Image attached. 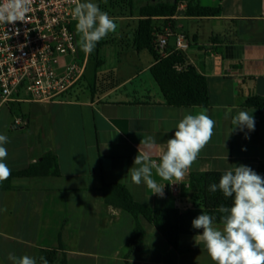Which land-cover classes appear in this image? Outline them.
<instances>
[{"label":"crops","instance_id":"1","mask_svg":"<svg viewBox=\"0 0 264 264\" xmlns=\"http://www.w3.org/2000/svg\"><path fill=\"white\" fill-rule=\"evenodd\" d=\"M200 2L220 7L221 15L187 16L184 3L175 16L154 22L160 33L170 26L187 35V62L208 78L209 106L175 107L165 102L150 71L153 55L137 51L133 43L139 17L125 16L115 17L126 26L105 37L104 47L128 40L129 58L145 61L143 69L137 68L138 73L125 81L140 77L131 91L119 84L105 88L104 79H99L89 98L64 96L31 103L21 117H11L12 107L1 111L0 135L9 141L3 146L11 172L25 170L51 152L58 158L60 175L17 177L11 189L0 190V264H13L9 253L41 264L42 250L57 251L49 264H214L199 236H182L175 249L143 216L138 222L145 229V249L130 252L128 242L137 219L107 204L101 190L104 182L119 183L140 203L186 211L193 206L192 172L227 171L239 165L257 171L264 166V109L245 105L251 96L264 97V0ZM214 37L219 40L213 42ZM169 45L176 47L175 38ZM87 73L88 69L76 85L78 92L90 90L82 85ZM201 111L215 121L214 134L184 178L165 181L153 169V178L165 185L163 196L152 194L143 182L132 184L129 169L139 151H146L141 140L155 139L150 154L159 162L179 121ZM241 111L254 117L253 131L235 127L233 118ZM214 226L222 228L219 222Z\"/></svg>","mask_w":264,"mask_h":264},{"label":"clouds","instance_id":"2","mask_svg":"<svg viewBox=\"0 0 264 264\" xmlns=\"http://www.w3.org/2000/svg\"><path fill=\"white\" fill-rule=\"evenodd\" d=\"M32 0H0V24L26 22ZM72 18L77 21L76 31L80 34V47L85 54H91L99 41L117 30V24L92 2H76ZM254 111V109H253ZM235 127L253 131L255 120L251 113L239 112L234 118ZM215 121L204 111L186 115L176 125L174 137L167 141L159 162L151 159V150L156 141L149 136L141 140L146 151L134 158V166L129 169L132 184L142 182L152 194L163 196L161 187L153 178V169L161 179L181 181L185 173L197 160L200 152L214 134ZM5 135H0V183L8 180L11 169L5 163L8 143ZM220 190L225 198L232 197L230 207L221 205L218 211L222 228L214 226L216 217L201 212L192 220V227L202 229L198 235L214 264H264V177L245 165L235 166L224 172L219 183L209 185V191ZM13 264H37L27 255L17 257L9 253ZM41 264H49L40 257Z\"/></svg>","mask_w":264,"mask_h":264},{"label":"trees","instance_id":"3","mask_svg":"<svg viewBox=\"0 0 264 264\" xmlns=\"http://www.w3.org/2000/svg\"><path fill=\"white\" fill-rule=\"evenodd\" d=\"M184 3H186L184 12L187 16L213 17L222 13L220 7L203 6L200 0H188L187 2L185 0H157L143 5L139 9L138 15L133 13V0H99V8L107 12L109 16L139 17L138 27L133 35L134 46L137 51L148 50L153 55L155 63L150 71L169 106H209V80L196 67L188 64L185 52L168 45V54L162 55L155 45L156 34L162 30L155 24L154 18L173 17L178 13L180 5ZM115 10L119 11L118 14L114 13ZM127 12L129 14L125 15ZM212 40L216 42L219 38L214 37ZM105 44L104 38L97 43L95 50L89 54L92 61L100 63L99 66L104 64L102 58L99 57V52ZM218 53L222 54L221 50ZM179 65L182 66L181 69H178ZM94 88L95 78L90 83L89 89L96 93ZM80 94L81 92H78L74 86L65 97L79 100ZM245 105L264 109V97L251 96L246 100ZM224 172L205 171L190 174V198L193 206L186 211H181L178 208L152 207L140 203L134 199L125 186L119 183L104 182L101 190L107 204L122 208L137 219L133 235L128 242L130 252H139L145 249V229L138 222L139 216L145 217L173 248L178 249L182 236L202 234V229L192 227V220L198 217L201 212L216 217L214 222L220 223V216L223 214L218 211L219 207L221 205L231 206L232 197L225 198L219 189L216 192L209 191V185L218 184ZM255 172L264 177V166ZM37 175H60L58 158L55 154L49 152L45 154L42 161L31 164L27 169L11 172L9 179L0 183V190L11 189L13 179L17 177ZM56 254L57 251L55 250L41 251V257H45L48 261H53Z\"/></svg>","mask_w":264,"mask_h":264},{"label":"built area","instance_id":"4","mask_svg":"<svg viewBox=\"0 0 264 264\" xmlns=\"http://www.w3.org/2000/svg\"><path fill=\"white\" fill-rule=\"evenodd\" d=\"M76 2L32 0L26 22L0 24V113L15 103L58 101L82 80L89 54L79 53L72 27ZM172 37L177 50L189 48L187 35L169 26L156 34L160 54Z\"/></svg>","mask_w":264,"mask_h":264},{"label":"rangeland","instance_id":"5","mask_svg":"<svg viewBox=\"0 0 264 264\" xmlns=\"http://www.w3.org/2000/svg\"><path fill=\"white\" fill-rule=\"evenodd\" d=\"M156 1L157 0H133V6H134L133 13L135 15H138L139 9L143 5H145L149 2H156ZM81 2H92V3H95L99 6V0H81ZM118 12L119 11H117V10L114 11L115 14H118ZM128 14L129 13L127 12L125 15H128ZM110 17L117 24V28H119L120 26H126V22L121 21L122 19L115 18V16H110ZM117 17H122V16H117ZM76 23H77V21L73 22L72 27H73V30H74L76 37H77V42L79 45V53L82 56V55H84V52L82 51L80 44H79L80 34H78L76 31ZM106 37H109V34ZM110 37H112V36H110ZM123 41L118 40V42H112L100 50L99 57L100 58L105 57V61H106L105 66H103V65L99 66L100 63L98 64L97 61L96 62L92 61L91 57L89 56L88 68H87L88 69V73H87L88 77L87 78L85 77V79H87V80L84 82V84H82L83 86H86L87 88H89L90 83L95 78V80L100 79V81L102 79H104L103 86L105 88L110 87L109 83L111 85L112 84H115V85L119 84V85L124 86V87H122L123 89H128L129 91H131L133 86L140 82V80H141L140 77H136L135 79H132V80L125 82L126 79L129 78L135 71H136V73H138L139 70H137V68L143 69V67L145 65V61L141 60V62H138L137 59H135L133 57L129 58L128 51H127L128 40H126L124 42ZM144 53L146 54V51ZM128 65H130V66H128ZM95 68H96V70H95ZM128 68H130V69H128ZM131 68H133L134 70ZM131 71H132V73H131ZM146 74H148V77L152 79L149 72ZM94 94L95 93L92 90H88L86 92H81L80 95L82 98H89V97H92ZM31 106H32L31 103L11 104L9 106V107H12L11 108V111H12L11 117H13V118L15 116L21 117L22 114L27 112Z\"/></svg>","mask_w":264,"mask_h":264}]
</instances>
